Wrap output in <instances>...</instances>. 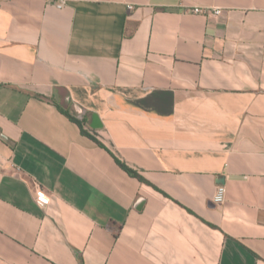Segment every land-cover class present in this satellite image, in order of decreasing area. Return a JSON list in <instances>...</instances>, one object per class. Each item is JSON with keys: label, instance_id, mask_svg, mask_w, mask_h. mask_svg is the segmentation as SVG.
I'll list each match as a JSON object with an SVG mask.
<instances>
[{"label": "crops", "instance_id": "obj_1", "mask_svg": "<svg viewBox=\"0 0 264 264\" xmlns=\"http://www.w3.org/2000/svg\"><path fill=\"white\" fill-rule=\"evenodd\" d=\"M0 264H264V0H0Z\"/></svg>", "mask_w": 264, "mask_h": 264}, {"label": "built area", "instance_id": "obj_2", "mask_svg": "<svg viewBox=\"0 0 264 264\" xmlns=\"http://www.w3.org/2000/svg\"><path fill=\"white\" fill-rule=\"evenodd\" d=\"M64 2H62L61 4L58 5L59 8H62L64 6ZM132 9V7H130ZM192 12L194 14H208V13H213L216 16L221 15L222 10L220 9H215V10H206V9H202V8H194L192 10ZM82 110H78L79 113H81ZM226 187L223 185H219L218 186V190L216 193V196L214 198V201L216 204H221L224 202L225 200V196H226ZM37 202L41 207H45L48 205L49 200L46 197V193L43 190H38L37 192Z\"/></svg>", "mask_w": 264, "mask_h": 264}, {"label": "trees", "instance_id": "obj_3", "mask_svg": "<svg viewBox=\"0 0 264 264\" xmlns=\"http://www.w3.org/2000/svg\"><path fill=\"white\" fill-rule=\"evenodd\" d=\"M78 123H79L80 125H82L81 122L78 121ZM118 163H119L120 166H121L124 170H126L130 175H132V176H134V177H136V178H138V179L144 181V179H143V178H142V177H141V176H140L135 170L131 169L130 167H128L127 165H125L124 163H122V162L119 161V160H118Z\"/></svg>", "mask_w": 264, "mask_h": 264}, {"label": "water", "instance_id": "obj_4", "mask_svg": "<svg viewBox=\"0 0 264 264\" xmlns=\"http://www.w3.org/2000/svg\"><path fill=\"white\" fill-rule=\"evenodd\" d=\"M92 127L94 129H97V128H101L102 127V125H101V123H100L99 118H98L97 115H93V125H92Z\"/></svg>", "mask_w": 264, "mask_h": 264}]
</instances>
